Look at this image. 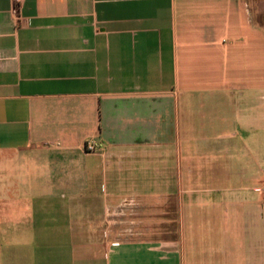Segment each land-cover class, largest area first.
Listing matches in <instances>:
<instances>
[{
  "label": "crops",
  "instance_id": "0c3cea01",
  "mask_svg": "<svg viewBox=\"0 0 264 264\" xmlns=\"http://www.w3.org/2000/svg\"><path fill=\"white\" fill-rule=\"evenodd\" d=\"M261 27L264 0H0V264H264V191L231 184Z\"/></svg>",
  "mask_w": 264,
  "mask_h": 264
},
{
  "label": "rangeland",
  "instance_id": "374dc122",
  "mask_svg": "<svg viewBox=\"0 0 264 264\" xmlns=\"http://www.w3.org/2000/svg\"><path fill=\"white\" fill-rule=\"evenodd\" d=\"M260 21L263 23L262 18ZM261 31L264 30L262 27ZM258 37L259 34H256ZM255 37V36H254ZM258 39V38H257ZM253 80L252 84H248V93L253 95H261L264 92V52L248 51V81ZM261 81L263 83H255ZM258 105L257 101L254 102ZM252 109V106L248 105ZM250 135V134H248ZM264 154V148H255V145L248 142V160H233L235 164L234 173L237 176L232 186H248L250 189H259L264 191V160H249L250 156H258ZM241 176V178H240Z\"/></svg>",
  "mask_w": 264,
  "mask_h": 264
},
{
  "label": "built area",
  "instance_id": "2783aa9c",
  "mask_svg": "<svg viewBox=\"0 0 264 264\" xmlns=\"http://www.w3.org/2000/svg\"><path fill=\"white\" fill-rule=\"evenodd\" d=\"M14 1H15L16 3L19 2V0H14ZM12 12H13L14 15L16 16V22L18 23L20 17H19V15L17 14V8H16V6H14ZM99 148H100V146H99L96 142H94V141H92V140H87V141L84 143V149H85V151H87V152H94V151H97Z\"/></svg>",
  "mask_w": 264,
  "mask_h": 264
}]
</instances>
